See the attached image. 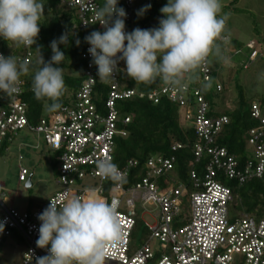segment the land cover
<instances>
[{
	"label": "built area",
	"instance_id": "1",
	"mask_svg": "<svg viewBox=\"0 0 264 264\" xmlns=\"http://www.w3.org/2000/svg\"><path fill=\"white\" fill-rule=\"evenodd\" d=\"M69 8L77 11L74 30L85 31L88 25L98 24L95 11L103 0H62ZM126 13V31H131L137 17L136 0H119ZM89 45L84 49L86 61L83 79L69 105H62L56 112H49L37 124H30L27 116V103L23 100L24 79L20 77L17 91L11 95L7 106L0 110V148L3 142L12 143L22 131L37 134L49 151L56 153L60 186L44 203L34 209L19 211L13 205L5 204L6 192L0 194V221L5 227L0 233V242L13 236H20L25 242L21 264H35V258L47 255L46 249L36 246L39 221L37 215L48 206L50 200L60 205L58 197L79 195L84 198L95 197L115 202L121 226V238L106 248L104 264H264V219L259 221L242 212L235 219L230 217V204L233 193L223 179L236 180L241 186L264 174V109L260 102H251V116L259 124L246 135L247 158L240 163L226 147L216 143L222 128L229 123V117L209 115L210 105L202 85L182 82V86L162 84L148 93L154 103L166 96L179 106L180 121L183 127L192 128L195 133L193 154L195 166L188 168V180H182L174 172L175 156H154L147 160L144 176L126 187L125 183L110 186L108 194L105 184L95 165L101 158L113 162L115 139L126 136L124 125L130 122L131 115L121 117L117 109L120 99L143 96L135 88L121 85L120 74L104 82L106 91L100 95V103L95 101L99 95L96 87V66L91 63ZM16 55L19 61L31 62V47H24ZM0 54H4L0 48ZM6 56V55H5ZM258 53L253 50L249 65ZM123 68V61L118 65ZM213 70L209 64V54L200 64L201 84L212 80ZM223 86L216 85L219 92ZM34 149L38 144L21 143ZM184 143L175 141L171 148L176 151ZM8 149V148H7ZM7 151V150H6ZM22 154L18 156V181L25 184L29 170L22 165ZM137 161L130 160L119 167L126 180L130 169ZM197 166H201L198 171ZM174 176L176 178H174ZM94 190V191H91ZM12 204V203H11ZM154 204L157 208L154 224L144 221L149 230L147 239L138 246L132 245V231L139 218V206ZM158 244L152 247L151 241Z\"/></svg>",
	"mask_w": 264,
	"mask_h": 264
},
{
	"label": "clouds",
	"instance_id": "2",
	"mask_svg": "<svg viewBox=\"0 0 264 264\" xmlns=\"http://www.w3.org/2000/svg\"><path fill=\"white\" fill-rule=\"evenodd\" d=\"M44 5L42 0H0V39L26 48L35 45L38 52L34 69L26 61L0 54V94H14L20 77L32 71L34 97L51 101L46 110L56 112L62 107L60 98L65 91L60 66L65 54L58 45H68V34L50 42L52 55L45 61L37 44ZM221 6V0H166L159 8L157 26L126 31L127 13L119 0H103L93 22L103 31L93 30L84 36L96 78L104 83L123 72L137 83L159 80L182 86L185 74L193 72L211 51H218L216 41L224 30ZM150 7L142 6L136 15L143 16ZM75 43L78 46L80 40ZM121 61L123 68L118 66ZM95 165L102 178L116 185L126 183L110 158L98 159ZM58 200L60 205L50 200L37 215L40 223L35 243L46 249L47 255L36 257L35 264H104L107 246L121 238L115 202L79 195H61ZM4 227L5 222L0 221V233Z\"/></svg>",
	"mask_w": 264,
	"mask_h": 264
},
{
	"label": "trees",
	"instance_id": "3",
	"mask_svg": "<svg viewBox=\"0 0 264 264\" xmlns=\"http://www.w3.org/2000/svg\"><path fill=\"white\" fill-rule=\"evenodd\" d=\"M42 2L45 4L44 15L41 17L42 24L40 25L37 44L41 46V54L45 61L49 60L52 55L49 46L50 42L58 39L61 34H68V45H58V47L65 54L64 62L60 65L65 81V91L60 98V103L61 105H69L83 79L82 73L86 63L83 53L87 45L84 42V36L93 30L100 31V26L98 24H90L85 31L74 30L73 24L78 18L76 9L69 8L66 4L62 3V0H42ZM165 3L166 0H151L150 9L142 17H135L134 28L145 29L157 26L158 17L161 16L159 8ZM76 39L80 40L78 46L75 43ZM221 41L224 47V41ZM0 48L6 56L12 55L16 57V55L24 51L22 45L17 46L15 43L3 39H0ZM31 50L33 58L29 65L30 68L34 69L36 67L35 61L38 57V52L35 45L31 47ZM249 66L250 64L247 67H245V64L243 65L245 68H249ZM199 76L200 65L195 69V81L192 83L203 86L204 94L210 105L209 115L213 114L217 116L225 114L229 117V123L222 128L218 137H216V143L222 147H226L237 157L240 163H243L247 158L248 145L245 138L247 132L259 124L251 116L250 106L252 100L250 101L246 98L241 85L238 84L236 85L238 89L237 105L231 108L218 109L215 99L222 93V90L218 92L216 86H213V77L211 82L201 84ZM21 78L25 82L23 100L27 103L29 123L37 124L42 117L48 115L49 112L46 110L45 105L51 101L46 99L37 100L34 97L31 90L32 71L28 75L21 76ZM98 82L99 84L96 89L99 91V95L97 94L96 96L95 94V101L100 103V95L103 96L105 94L106 85L100 81ZM120 82L123 87L135 88L144 94L143 96L136 95L132 98L120 99L117 102L119 115L122 118L130 115L132 117L130 122L124 125L127 135H118L115 139L113 163L118 167H123L130 160L137 161V165L129 170L130 173L125 186L128 187L138 182L144 176L146 162L154 156L169 157L174 155L176 159L173 170L179 178L187 181L188 168L196 165L192 149L196 141L194 130L181 125L179 106L171 102L166 96H162L157 103L148 98L149 92L164 83L159 80L149 84L137 83L128 78L123 72L120 74ZM10 99L11 95L4 96L0 94V110L7 106ZM254 101L260 102L261 107L264 109V94L258 96ZM175 141L184 143V147L173 151L171 146ZM9 146L10 143L3 142V146L0 148V156L5 153ZM50 165L57 182L59 168L56 153L54 152L50 155ZM196 169L201 171V166H197ZM223 182L231 187L234 196V200L230 204V217L232 219H235L238 215L235 211L237 208L242 209L250 217L252 214H256L261 218L264 216V174L262 178L250 180L241 186L238 185L236 180L223 179ZM111 185H113L111 181L105 184V194H108ZM92 196L95 197V195ZM132 232L133 246H138L144 242L149 235L148 228L139 218L136 220ZM140 232L144 234V237L138 241L136 234ZM7 239L1 240L0 250Z\"/></svg>",
	"mask_w": 264,
	"mask_h": 264
},
{
	"label": "rangeland",
	"instance_id": "4",
	"mask_svg": "<svg viewBox=\"0 0 264 264\" xmlns=\"http://www.w3.org/2000/svg\"><path fill=\"white\" fill-rule=\"evenodd\" d=\"M136 2L138 10L150 4L151 0H136ZM221 5L219 16L224 19V30L216 41L218 51L213 50L209 53V64L213 70V86L218 84L223 86L220 94L224 98L223 108H231L238 102L236 88L238 84L250 101L264 94V0H221ZM223 34L228 35V39H223ZM221 40L224 41L225 48ZM229 46L234 49L239 46L241 51L235 54V50L230 49ZM253 50L257 51L258 56L250 63L249 68L243 67L249 62ZM194 77L195 70L185 74L184 80L192 83L195 81ZM38 137L35 133L22 131L16 140L10 143L7 151L0 156V181L5 183V187H0V194L5 191V204L13 205L19 211L34 209L38 203L46 201L60 188L50 166V155L53 152H44L45 144L43 140L40 142ZM21 142L29 144L40 142L42 148L35 150L31 146L22 144V152H19L18 147ZM248 152H252L250 146ZM20 153L23 156L20 163L30 170V174H33V185L29 188L18 181ZM138 209L139 220L154 224L153 214L157 210L154 204H145ZM235 211L243 212L238 208ZM251 217L257 221L264 219V216L261 218L256 214H252ZM142 237H144L143 233L136 234L138 241ZM157 244L155 239L151 241L153 248ZM24 251L25 242L22 237L13 236L7 239L0 250V264H21Z\"/></svg>",
	"mask_w": 264,
	"mask_h": 264
},
{
	"label": "crops",
	"instance_id": "5",
	"mask_svg": "<svg viewBox=\"0 0 264 264\" xmlns=\"http://www.w3.org/2000/svg\"><path fill=\"white\" fill-rule=\"evenodd\" d=\"M228 35H226V34H223V39H228ZM225 48V47H224ZM229 48L230 49H232V50H235V54L237 53V52H240L241 50H240V47L239 46H237V49H234L233 47H231V46H229ZM240 54V53H239ZM255 60V59H254ZM246 64V63H245ZM248 66V65H247ZM223 102H224V98H222L221 96H220V94L217 96V98L215 99V103H216V105H217V108L218 109H225V108H223ZM41 142V141H40ZM39 142V147L38 148H36L35 150H41V148H42V146H41V143ZM21 143H24V142H21ZM21 143H19V144H21ZM33 145V144H32ZM20 146V145H19ZM19 148V147H18ZM43 151L44 152H50L49 150H48V148L47 147H45L44 146V149H43ZM51 166V165H50ZM53 171V170H52ZM30 174V173H29ZM29 177H31V182H32V178H33V174H30V176ZM0 187L1 188H3V187H5V183L4 182H2V181H0ZM20 195V194H19ZM52 195V194H51ZM50 195V196H51ZM49 196V197H50ZM48 197V198H49ZM45 201V200H44ZM44 201H42L43 203H44ZM42 202H40V203H38V205L37 206H39L40 204H42Z\"/></svg>",
	"mask_w": 264,
	"mask_h": 264
},
{
	"label": "water",
	"instance_id": "6",
	"mask_svg": "<svg viewBox=\"0 0 264 264\" xmlns=\"http://www.w3.org/2000/svg\"><path fill=\"white\" fill-rule=\"evenodd\" d=\"M27 186L28 187H31L32 186L31 177H29V179H28Z\"/></svg>",
	"mask_w": 264,
	"mask_h": 264
}]
</instances>
